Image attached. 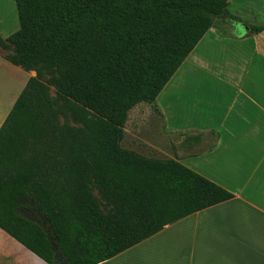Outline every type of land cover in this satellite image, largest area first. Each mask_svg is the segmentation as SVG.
I'll use <instances>...</instances> for the list:
<instances>
[{
    "label": "trees",
    "instance_id": "trees-1",
    "mask_svg": "<svg viewBox=\"0 0 264 264\" xmlns=\"http://www.w3.org/2000/svg\"><path fill=\"white\" fill-rule=\"evenodd\" d=\"M13 1L18 28L0 45L35 74L0 126L3 230L46 264H57L50 235L68 264H97L234 196L176 159L121 144L131 109L157 110L210 28L231 36L219 26L228 0Z\"/></svg>",
    "mask_w": 264,
    "mask_h": 264
},
{
    "label": "crops",
    "instance_id": "crops-1",
    "mask_svg": "<svg viewBox=\"0 0 264 264\" xmlns=\"http://www.w3.org/2000/svg\"><path fill=\"white\" fill-rule=\"evenodd\" d=\"M2 7L0 34L6 36L18 28V18L13 0H0ZM206 34L197 43H202V48L210 46L203 43ZM234 48L255 50L246 45ZM245 57L247 52L238 58L244 74L210 77V84L187 76L191 68L187 58L154 101L166 132L186 137L169 158L234 196L166 225L97 264H264V79L246 74ZM1 62L9 67L0 70V126L27 79L35 74L24 73L23 68L4 59L0 52ZM13 69L21 70L18 77L13 75ZM212 84L218 85L214 98L210 99L215 103H210L211 111H202L203 118H171L168 105L179 107L189 102L186 91L194 92ZM218 105L223 109L217 108ZM0 264L46 262L0 227Z\"/></svg>",
    "mask_w": 264,
    "mask_h": 264
},
{
    "label": "rangeland",
    "instance_id": "rangeland-1",
    "mask_svg": "<svg viewBox=\"0 0 264 264\" xmlns=\"http://www.w3.org/2000/svg\"><path fill=\"white\" fill-rule=\"evenodd\" d=\"M228 1V14L220 19L219 26L230 33L231 36H220L216 33L214 28H210L203 41V43L205 42L207 45H210L209 48H202L201 43V45H197V48L186 57V59L189 58L187 60L188 67H190L191 64L187 76H194L197 79H201L200 81L202 84L205 83V81L210 84L208 81H212V79H209L210 77L217 78L228 75L238 77L244 74V68L241 67L238 58L246 52L247 57H245L244 62L246 74L263 77L264 79V32L254 34L246 25V22H264V0H250L253 2L248 4H245L242 0ZM2 11L3 7L0 9L1 13ZM232 15L234 16L232 17ZM5 29L6 27L4 31ZM0 36L5 37L1 34ZM243 45L253 47L255 49L254 52H251V48H234ZM0 52L5 59V56L11 51L0 45ZM203 55L204 57H201ZM190 61L191 63L189 64ZM183 63L181 65H183ZM8 65L9 64H2L1 62L0 70H3L2 68ZM183 69L185 71V66ZM22 70L24 73H34L33 70ZM12 71H14L13 75L18 77L21 70L13 69ZM216 87H218V85L212 84L207 88H198L194 92H191L190 89L186 91L189 93L185 95L187 97L186 100L189 102L181 103L179 107L174 106L168 108L169 105L167 106V109L172 113L171 118L185 119L193 116L203 118L202 111H211L210 103H215L210 99L214 98V92H217L215 90ZM262 91L264 92V89ZM50 94L52 97L56 96L53 86H50ZM221 102L222 101H219L217 103L221 104ZM217 108L223 109L220 105H218ZM61 121H64L63 117H61ZM124 130L125 134L121 142L123 147L135 150L148 157L160 159L169 158L174 154V150L179 148L180 142L186 139L181 133H167L164 120H162L159 110L157 109L155 111L147 104H139L131 109ZM92 190L99 198L101 207L104 211H109L110 207L100 199L98 190L95 187H92Z\"/></svg>",
    "mask_w": 264,
    "mask_h": 264
},
{
    "label": "water",
    "instance_id": "water-1",
    "mask_svg": "<svg viewBox=\"0 0 264 264\" xmlns=\"http://www.w3.org/2000/svg\"><path fill=\"white\" fill-rule=\"evenodd\" d=\"M47 234L50 232L49 228L46 230ZM51 249L54 251V260L57 264H68L62 251L58 247V244L56 242V238L52 235L49 236Z\"/></svg>",
    "mask_w": 264,
    "mask_h": 264
}]
</instances>
